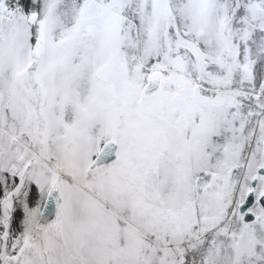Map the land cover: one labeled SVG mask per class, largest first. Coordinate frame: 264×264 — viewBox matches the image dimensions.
Segmentation results:
<instances>
[{"label":"snow or ice","instance_id":"snow-or-ice-1","mask_svg":"<svg viewBox=\"0 0 264 264\" xmlns=\"http://www.w3.org/2000/svg\"><path fill=\"white\" fill-rule=\"evenodd\" d=\"M0 264H264V0H0Z\"/></svg>","mask_w":264,"mask_h":264}]
</instances>
